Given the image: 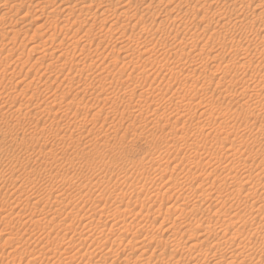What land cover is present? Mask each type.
Listing matches in <instances>:
<instances>
[{"label":"rangeland","instance_id":"obj_1","mask_svg":"<svg viewBox=\"0 0 264 264\" xmlns=\"http://www.w3.org/2000/svg\"><path fill=\"white\" fill-rule=\"evenodd\" d=\"M7 4L0 7V264H182L183 245L200 239L193 229L208 224L212 242L199 246L201 258L223 254L227 247L213 242L240 229L246 233L232 245L246 243V254L264 264V229L252 233L264 227V211L249 206L264 204V0ZM144 236L153 239L130 248L128 239Z\"/></svg>","mask_w":264,"mask_h":264},{"label":"bare ground","instance_id":"obj_2","mask_svg":"<svg viewBox=\"0 0 264 264\" xmlns=\"http://www.w3.org/2000/svg\"><path fill=\"white\" fill-rule=\"evenodd\" d=\"M9 0H2L1 1V4H0V7H4V6H8V4H7V2H8ZM19 1H21V0H19ZM101 1V0H100ZM143 1V0H142ZM183 1V0H182ZM201 1V0H200ZM200 1H198L197 0V3H199ZM206 1V0H205ZM208 1V0H207ZM225 1V0H224ZM232 1V0H231ZM247 1V0H246ZM252 1H254V0H252ZM36 2V1H35ZM181 2V1H180ZM38 3H39V1H38ZM98 3V2H97ZM100 3V2H99ZM130 3H131V1H130ZM79 4V3H78ZM101 4V3H100ZM121 4V3H120ZM206 4V3H205ZM209 4V3H208ZM234 4V3H233ZM61 5H62V3H61ZM122 5V4H121ZM120 5V6H121ZM129 5V4H128ZM127 5V6H128ZM248 5V4H247ZM33 6H39V5H37V3L36 4H34ZM104 6V5H103ZM151 6V5H150ZM206 6V5H205ZM208 6H210V5H208ZM207 6V7H208ZM67 7V6H66ZM69 7V6H68ZM98 7H99V5H98ZM102 7V6H101ZM193 7H197V6H193ZM192 7V8H193ZM201 7V6H200ZM247 7V6H246ZM256 7V6H255ZM32 8V7H31ZM65 8V7H64ZM82 7H80V9H81ZM114 8H116V7H114ZM254 8V7H253ZM62 9H63V7H62ZM61 8H56V10H58V11H60V10H62ZM67 10H68V8H66ZM69 9H71V7L69 8ZM188 9H190V8H188ZM204 9H207V8H204ZM3 10H5V11H7L8 9L6 8V9H3ZM55 10V11H56ZM64 10V9H63ZM102 10H104V9H102ZM115 10V9H114ZM147 10V9H146ZM193 10V9H192ZM194 10H195V8H194ZM27 11V10H26ZM25 11V12H26ZM28 11H30V10H28ZM58 11H57V13H58ZM71 11V10H70ZM74 11V10H73ZM81 11H82V9H81ZM107 11H109V10H107ZM107 11H99L100 12V14L99 15H101L102 17L105 15V14H107L106 12ZM122 11V12H121ZM128 10H127V8L123 5V6H121L120 7V12H121V14L123 13H125L126 14V12H127ZM140 11V10H139ZM187 11V10H186ZM190 11H191V9H190ZM190 11H188V12H190ZM196 11V10H195ZM208 11H209V9H208ZM35 12V11H34ZM61 12H63V11H61ZM86 12H88V11H86ZM91 12V11H90ZM114 12V11H113ZM187 12V13H188ZM204 12H207V11H204ZM221 12V11H220ZM159 13V12H158ZM196 13H198L197 11H196ZM203 13V12H202ZM7 14V13H6ZM54 14V13H53ZM59 14V13H58ZM83 14H85V13H83ZM112 14V13H111ZM115 14V13H114ZM216 14V13H215ZM13 15V14H12ZM12 15H10L12 18H13V16ZM25 15V14H24ZM56 15V14H55ZM93 15V14H92ZM109 14H107V16H108ZM116 15V14H115ZM118 15H120V14H118ZM170 15V14H169ZM199 15V14H198ZM204 15H206V13L204 14ZM209 15V14H208ZM223 15H225V14H223ZM223 15H220V16H223ZM4 16V15H3ZM2 16V17H3ZM84 16V15H83ZM91 15H89V17H90ZM168 16V15H167ZM192 16H193V13H192ZM195 16V15H194ZM193 16V18H195ZM213 16V15H212ZM211 16V17H212ZM215 16H217V15H215ZM1 17V16H0ZM9 17V16H8ZM16 17V16H15ZM132 17V16H131ZM201 17H202V15H201ZM225 17V16H224ZM228 17H231V16H228ZM234 18H235V16H233ZM5 18V17H4ZM24 18V17H23ZM40 18V17H39ZM38 18V19H39ZM91 18V17H90ZM93 18H95V17H93ZM98 18H99V16H98ZM140 18V17H139ZM178 18V17H177ZM200 18V17H199ZM205 18V17H204ZM34 19V18H33ZM96 19V18H95ZM102 20V23H103V21H104V19H106L105 17L104 18H101ZM110 19V18H109ZM198 19V18H197ZM206 19V18H205ZM211 19V18H210ZM219 19V18H218ZM225 19V18H224ZM131 20V19H130ZM165 20V19H164ZM183 20V19H182ZM213 20V19H212ZM4 21V20H3ZM32 21V20H31ZM115 21V20H114ZM122 21V20H121ZM124 21V20H123ZM128 21V20H127ZM176 21V20H175ZM175 21H173V22H175ZM199 21H200V19H199ZM228 21V20H227ZM16 22H18V20H16ZM76 22V21H75ZM85 22V21H84ZM84 22H81V23H84ZM95 22V21H94ZM93 22V23H94ZM105 22V21H104ZM135 22V21H134ZM144 22V21H143ZM153 22V21H152ZM206 22H207V20H206ZM217 22H218V20H217ZM229 22V21H228ZM13 23H15V22H13ZM99 23V22H98ZM181 23V22H180ZM8 24H10V22H8L6 25H8ZM30 24H31V22H30ZM29 24V25H30ZM173 24V23H172ZM184 24V23H183ZM183 24L181 25V26H183ZM222 24H223V22H222ZM221 24V25H222ZM252 24V23H251ZM100 25H101V23H100ZM207 25V24H206ZM206 25H205V27H206ZM234 25H235V23H234ZM234 25H233V27H234ZM70 26V25H69ZM151 26V25H150ZM185 26V25H184ZM236 26H237V24H236ZM235 26V27H236ZM251 26V25H250ZM38 27V26H37ZM90 27V26H89ZM110 27V26H109ZM144 27H146V26H144ZM157 27V26H156ZM252 27V26H251ZM98 28V27H97ZM222 28H224V27H222ZM78 29V28H77ZM76 29V30H77ZM89 29V28H88ZM91 29V28H90ZM143 29V28H142ZM177 29V28H176ZM182 29V28H181ZM11 30V29H10ZM10 30L8 29V32H10ZM186 30V29H185ZM6 31V30H5ZM12 31V30H11ZM14 31V30H13ZM60 31V30H59ZM65 31V30H64ZM7 31L6 32H4V33H8ZM57 32V31H56ZM4 33H2V34H4ZM14 33H16V32H13V34L12 35H14ZM170 33V32H169ZM168 33V34H169ZM87 34V33H86ZM149 34V33H148ZM210 34V33H209ZM6 35H8V34H6ZM10 35V34H9ZM11 35V36H12ZM176 35V34H175ZM177 35H178V33H177ZM3 36V35H2ZM2 36H0V38L2 37ZM17 36V35H16ZM65 36V35H64ZM86 36V35H85ZM160 36V35H159ZM226 36V35H225ZM4 37V36H3ZM2 37V38H3ZM101 37V36H100ZM115 37H117V36H115ZM171 37V36H170ZM174 37V36H173ZM223 37V36H222ZM227 37V36H226ZM1 38V39H2ZM11 38H14V37H11ZM103 38V37H102ZM131 38V37H130ZM230 38V37H229ZM62 39V38H61ZM224 39H226V38H224ZM117 40V39H116ZM133 40V39H132ZM151 40V39H150ZM161 40V39H160ZM227 40V39H226ZM248 40V37L246 38V41ZM250 40V39H249ZM2 41V40H1ZM10 42H11V40H9ZM63 42V41H62ZM244 42V41H243ZM7 43V42H6ZM5 43V44H6ZM140 43V42H139ZM248 43V42H247ZM88 44V43H87ZM40 45V44H39ZM44 45V44H43ZM136 45V44H135ZM5 46V45H4ZM42 46V45H41ZM51 46V45H50ZM78 46V45H77ZM170 47V46H169ZM2 48V47H1ZM45 48V47H44ZM125 48V47H124ZM183 48V47H182ZM96 50V49H95ZM127 50V49H126ZM180 50H181V48H180ZM234 50V49H233ZM74 51V50H73ZM195 51H197V50H195ZM12 52V51H11ZM113 52V51H112ZM181 52V51H180ZM119 53V52H118ZM176 53V52H175ZM234 53V52H233ZM113 54V53H112ZM161 54V53H160ZM176 54H178V53H176ZM187 54V53H186ZM8 55H9V53H8ZM188 55H190L189 53H188ZM193 55V54H192ZM7 56V55H6ZM170 56V55H169ZM182 56V55H181ZM86 57V56H85ZM173 57H176V56H173ZM257 57V56H256ZM104 59V58H103ZM241 59V58H240ZM68 60H70V59H68ZM91 60V59H90ZM71 61H73V60H71ZM79 61V60H78ZM130 61V60H129ZM126 62V61H125ZM136 62V61H135ZM71 63V62H70ZM73 63H75V62H72V64ZM169 63V62H168ZM71 64V65H72ZM173 64V63H172ZM51 65V64H50ZM233 65V64H232ZM64 66V65H63ZM74 66V65H73ZM78 66V65H77ZM165 67V66H164ZM163 67V68H164ZM171 67V66H170ZM218 67V66H217ZM15 68V67H14ZM96 68V67H95ZM143 68V67H142ZM82 69V68H81ZM123 69V68H122ZM161 68H159V70H160ZM167 70H168V68H166ZM169 69H171V68H169ZM214 69V68H213ZM68 70V69H67ZM142 70V69H141ZM162 70V69H161ZM164 70V69H163ZM173 70V69H172ZM6 71V70H5ZM84 71H86V70H84ZM88 71V70H87ZM123 71V70H122ZM169 71V70H168ZM212 71H214V70H212ZM82 72V71H81ZM167 72V71H166ZM88 73V72H87ZM136 73V72H135ZM170 74H171V72H170ZM66 75H67V72H66ZM129 75V74H128ZM144 75V74H143ZM169 75V74H168ZM191 75V74H190ZM4 76V75H3ZM65 76V75H64ZM133 77V76H132ZM233 77V76H232ZM14 78V77H13ZM73 78V77H72ZM187 78V77H186ZM234 78V77H233ZM71 79V78H70ZM103 79H105V77L103 78ZM9 80H10V78H9ZM126 80V79H125ZM230 80V79H229ZM232 80V79H231ZM231 80H230V82H231ZM101 81H103V80H101ZM131 82V81H130ZM185 82V81H184ZM229 82V81H228ZM260 83H262V82H260ZM67 84V83H66ZM70 84H71V82H70ZM123 84V83H122ZM115 85V84H114ZM259 85V84H258ZM262 85H263V83H262ZM119 86V85H118ZM252 86H254V85H252ZM134 87V86H133ZM137 87V86H136ZM261 87V86H260ZM263 87V86H262ZM84 88V87H83ZM131 88V87H130ZM245 88V87H244ZM118 89V88H117ZM197 89V88H196ZM247 89H248V87H247ZM254 89V88H253ZM255 89H257V88H255ZM68 91V90H67ZM133 91V90H132ZM141 91V90H140ZM241 91V90H240ZM251 91H254V90H251ZM23 92V91H22ZM25 92V91H24ZM76 92V91H75ZM239 92V91H238ZM242 92H245V91H242ZM247 92V91H246ZM59 93V92H58ZM129 93H131V92H129ZM233 94V93H232ZM248 94V93H247ZM257 94V93H256ZM132 95V94H131ZM156 95V94H155ZM238 95V94H237ZM243 95H244V93H243ZM249 95V94H248ZM251 95V94H250ZM236 96V95H235ZM246 96V95H245ZM54 97V96H53ZM140 97V96H139ZM242 97V96H241ZM250 97V96H249ZM49 98V97H48ZM145 98V97H144ZM239 98V97H238ZM254 98V97H253ZM257 98V97H256ZM105 100V99H104ZM189 100V99H188ZM192 100V99H191ZM194 100V99H193ZM192 100V101H193ZM264 101V100H263ZM186 102H184V104H185ZM189 103V102H188ZM240 104V103H239ZM245 104H247V102L245 103ZM249 104V103H248ZM176 106V105H175ZM199 106V105H198ZM81 107V106H80ZM176 107H178V106H176ZM190 107V106H189ZM200 107V106H199ZM249 107V106H248ZM32 108V107H31ZM196 108V107H195ZM251 108V107H250ZM228 109V108H227ZM252 109V108H251ZM251 109H249V110H251ZM255 109V108H254ZM56 111V110H55ZM188 111V110H187ZM190 111V110H189ZM58 112V111H57ZM200 112V111H199ZM225 112V111H224ZM242 112V111H241ZM247 112V111H246ZM251 112V111H250ZM47 113V112H46ZM52 113V112H51ZM55 113V112H54ZM64 113V112H63ZM65 113H67L66 111H65ZM159 113V112H158ZM211 113V112H210ZM243 113H245V112H243ZM181 114V113H180ZM246 114H248V113H246ZM16 115V114H15ZM55 116V115H54ZM246 116V115H245ZM249 116H250V118H251V115L249 114ZM3 117V116H2ZM246 117H248V115L246 116ZM245 117V118H246ZM258 117V116H257ZM69 118V117H68ZM168 118V117H167ZM249 118V117H248ZM66 119V118H65ZM253 119H255V118H253ZM257 119V118H256ZM184 121V120H183ZM28 122V121H27ZM167 122V121H166ZM256 122V121H255ZM219 123V122H218ZM55 125V124H54ZM257 125V124H256ZM246 126V125H245ZM248 126H250V125H248ZM254 126V125H253ZM200 127V126H199ZM247 127V126H246ZM245 127V128H246ZM260 127V126H259ZM18 128V127H17ZM71 132V131H70ZM177 132V131H176ZM70 135V134H69ZM256 136V135H255ZM244 137V136H243ZM257 137H255V139H256ZM43 140V139H42ZM256 142V141H255ZM252 143H254V142H252ZM207 144V143H206ZM221 144V143H220ZM211 146V145H210ZM52 148V147H51ZM255 150V149H254ZM54 152V151H53ZM176 152V151H175ZM230 152H232V151H230ZM229 152V153H230ZM234 152V151H233ZM232 152V153H233ZM65 153V152H64ZM200 153V152H199ZM235 153V152H234ZM61 154V153H60ZM255 154V153H254ZM229 155H231V154H229ZM236 155H237V153H236ZM245 155V154H244ZM60 156V155H59ZM237 157V156H236ZM249 157V156H248ZM233 158H235V157H233ZM253 158V157H252ZM238 159H239V157H238ZM69 160V159H68ZM188 160H190V159H188ZM218 160H220V159H218ZM233 160V159H232ZM152 161V160H151ZM161 161V160H160ZM164 161V160H163ZM225 161V160H224ZM252 161V160H251ZM212 162V161H211ZM214 162V161H213ZM219 162V161H218ZM243 162V161H242ZM220 163V162H219ZM234 163V162H233ZM236 163V162H235ZM241 163V162H240ZM238 164V162H237V164L238 165H241V164ZM243 163H245V161L243 162ZM166 164V163H165ZM193 164V163H192ZM250 164V163H249ZM246 165V164H245ZM190 166V165H189ZM234 166V165H233ZM243 166H244V164H243ZM73 167V166H72ZM195 167V166H194ZM227 167V166H226ZM231 167V166H230ZM235 168H236V166H234ZM242 167V166H241ZM223 169V168H222ZM233 169V168H232ZM221 170V169H220ZM224 170V169H223ZM226 171H227V168L225 169ZM238 170V169H237ZM162 171V170H161ZM203 171V170H202ZM232 171V170H231ZM236 171V170H235ZM257 171V170H256ZM204 172V171H203ZM233 172V171H232ZM142 173V172H141ZM243 173V172H242ZM252 173V172H251ZM225 174H226V172H225ZM227 174H231L232 175V173H227ZM234 174V173H233ZM235 174H237V172L235 173ZM253 174V173H252ZM35 175V174H34ZM239 175V174H238ZM247 175H248V173H247ZM249 175H251V174H249ZM222 176V175H221ZM226 176V175H225ZM224 176V177H225ZM235 176V175H234ZM240 176V175H239ZM249 177V176H248ZM248 177L245 179V181L248 179ZM256 177H257V175H256ZM195 178V177H194ZM228 178V177H227ZM233 178V177H232ZM240 178V177H239ZM254 178V177H253ZM250 179V178H249ZM122 180V179H121ZM234 179H232V181H233ZM22 181V180H21ZM235 181V180H234ZM238 181H240V180H238ZM244 181V182H245ZM252 181V180H251ZM13 182V181H12ZM241 183H243V180H241L240 181ZM226 183V182H225ZM232 183H234V182H232ZM257 183V182H256ZM32 184H34V182L32 183ZM214 184V183H213ZM221 184V183H220ZM236 184H237V181H236ZM247 184H249L248 182H247ZM246 184V185H247ZM252 184V183H251ZM21 185V184H20ZM5 186V185H4ZM11 186V185H10ZM15 186H17V185H15ZM19 186V185H18ZM249 186V185H248ZM23 187V186H22ZM7 188V187H6ZM12 188V187H11ZM24 188V187H23ZM239 188V187H238ZM1 189V188H0ZM3 189V188H2ZM215 189V188H214ZM240 189V188H239ZM250 189V188H249ZM251 189H252V187H251ZM9 190V189H8ZM147 190V189H146ZM242 190V189H241ZM5 191V190H4ZM21 191V190H20ZM239 191V190H238ZM11 192V191H10ZM205 192V191H204ZM246 192H249V191H246ZM4 193V192H3ZM139 193V192H138ZM206 193V192H205ZM205 193H204V196H206L205 195ZM137 194V193H136ZM142 194V193H141ZM241 194V193H240ZM245 194H247V193H245ZM254 194V193H253ZM252 194V195H253ZM138 195V194H137ZM194 195V194H193ZM250 195V194H249ZM252 195H251V197H252ZM120 196V195H119ZM201 196V195H200ZM208 196V195H207ZM217 196V195H216ZM194 197V196H193ZM197 197H199V196H197ZM202 197V196H201ZM208 197H210V196H208ZM208 197H204V199H206V198H208ZM178 198V197H177ZM188 198V197H187ZM253 198V197H252ZM176 199V198H175ZM198 199V198H197ZM216 199V198H215ZM186 200V199H185ZM184 200V201H185ZM255 200V199H254ZM263 200V199H262ZM261 200V201H262ZM196 201V200H195ZM210 201V200H209ZM208 201V202H209ZM253 201V200H252ZM251 201V202H252ZM181 202H182V200H181ZM180 202V203H181ZM250 202V203H251ZM121 203V202H120ZM183 203V202H182ZM249 203V202H248ZM264 203V202H263ZM126 204V203H125ZM155 204V203H154ZM172 204H173V202H172ZM185 204V203H184ZM252 204V203H251ZM260 204H262V203H260ZM18 205V204H17ZM34 205V204H33ZM182 205V204H181ZM128 206V205H127ZM186 206V205H185ZM211 206L213 207L214 205H212L211 204ZM216 206V205H215ZM249 206H250V211H251V208H252V210H254L255 209V207H259V209H258V211L260 212L262 209H263V211H264V204L263 205H260V206H257V201L256 202H254L252 205H250L249 204ZM5 207V206H4ZM24 207H26V206H24ZM23 207V208H24ZM89 207V206H88ZM187 207V209H188V206H186ZM221 207V206H220ZM219 207V208H220ZM120 208V207H119ZM118 207H117V209H118V211L120 210ZM129 208V207H128ZM192 208V207H191ZM210 208V207H209ZM246 208H248V207H246ZM116 209V210H117ZM123 209V208H122ZM121 209V210H122ZM190 209V208H189ZM208 208H206V210H207ZM212 209V208H211ZM210 209V210H211ZM221 209V208H220ZM191 210V209H190ZM190 210H188L187 212H189V213H191L190 212ZM199 210V209H198ZM197 210V211H198ZM205 210V209H204ZM215 210H217L218 211V209H215ZM230 210V209H229ZM129 211V210H128ZM180 211H182V209H180ZM186 211V210H185ZM194 211H196V210H194ZM220 211V210H219ZM237 211V210H236ZM235 211V212H236ZM257 211V208H256V212H258ZM32 212V211H31ZM116 212V211H115ZM120 212V211H119ZM122 212V211H121ZM121 212H120V216L122 217L123 216V213H122V215H121ZM193 212V211H192ZM203 211L201 210V214H203L202 213ZM209 213V211H206V213ZM215 214H217L218 212H215V211H213ZM223 212V211H222ZM227 212V211H226ZM258 212V213H259ZM18 213V212H17ZM21 213V212H20ZM112 214H113V212H111ZM117 213V212H116ZM195 213V212H194ZM213 213V214H214ZM253 213H255V212H253ZM252 213V214H253ZM48 214V213H47ZM103 214V213H102ZM158 214V213H157ZM221 214H223V213H221ZM255 214H257V213H255ZM19 215V214H18ZM79 215V214H78ZM125 215V214H124ZM218 215V214H217ZM228 215V214H227ZM232 215V214H231ZM234 215V214H233ZM232 215V216H233ZM37 216V215H36ZM155 216V215H154ZM201 216V215H200ZM226 216V214L224 215V216H222V218L223 217H225ZM253 216H254V214H253ZM252 216V217H253ZM75 217V216H74ZM110 217V216H109ZM118 217H119V213H118ZM118 217H116V218H118ZM249 217V216H248ZM111 218V217H110ZM114 218V217H113ZM123 218V217H122ZM150 218V217H149ZM178 218H180V217H178ZM251 218V217H250ZM67 219V218H66ZM76 219V218H75ZM90 219V218H89ZM98 219V218H97ZM100 219V218H99ZM115 219V218H114ZM124 219V218H123ZM132 219V218H131ZM134 219V218H133ZM144 219V218H143ZM220 219V218H219ZM218 219V217H217V220H219ZM226 219V218H225ZM229 219V218H228ZM231 219V218H230ZM229 219V220H230ZM239 219V218H238ZM246 219V218H245ZM244 219V220H245ZM248 219V218H247ZM251 219H255V218H251ZM250 219V220H251ZM259 219V218H258ZM210 220V219H209ZM227 220V219H226ZM260 220V219H259ZM71 221V220H70ZM78 221H79V219H78ZM88 221H90V220H88ZM107 221V220H106ZM225 221V220H224ZM231 221V220H230ZM73 222V221H72ZM104 222V221H103ZM122 222H123V220H122ZM121 222V223H122ZM130 222V221H129ZM154 222V221H153ZM200 222V221H199ZM211 222V221H210ZM215 222V221H214ZM229 222V221H228ZM243 222V221H242ZM246 222H248L247 220H246ZM254 222V221H253ZM20 223V222H19ZM22 223V222H21ZM70 223V222H69ZM74 223V222H73ZM85 223H87V222H85ZM101 223V222H100ZM99 223V224H100ZM186 223V222H185ZM196 223V222H195ZM217 223V222H216ZM223 223H225V222H223ZM7 224V223H6ZM84 224V223H83ZM95 224V223H94ZM98 224V225H99ZM120 224V223H119ZM118 224V225H119ZM140 224V223H139ZM221 224V223H220ZM219 224V222H218V226L220 225ZM226 225H228L227 223H225ZM224 224V225H225ZM250 224V226H251V223H249ZM263 224V223H262ZM39 225V224H38ZM42 225V224H41ZM89 225L91 226V224L89 223ZM96 226V228H98V227H100V226ZM101 225V224H100ZM115 225V224H114ZM113 225V226H114ZM117 225V226H118ZM130 225V224H129ZM136 225V224H135ZM135 225H133L134 227H135ZM144 225V221H143V224H142V227L143 228H145V227H147V226H143ZM147 225V224H146ZM189 225V224H188ZM191 225V224H190ZM190 225H189V227H190ZM209 225V224H208ZM207 225V226H208ZM222 225V224H221ZM245 225H247V224H243L242 223V226H245ZM5 226H8V225H5ZM105 224L102 226V227H104V229H105ZM112 226V225H111ZM116 226V225H115ZM127 226V225H126ZM132 226V225H131ZM130 226V227H131ZM186 226V225H185ZM193 225H191V227H192ZM203 226V225H202ZM207 226H203V227H206L205 229H201V228H194L193 230H196L197 231V234H198V238H200V239H198L197 241V243H191V244H189V245H187V244H184L183 245V248L185 249V250H187L186 252L188 253L186 256H185V254H184V256H181L180 254H182V253H180L179 254V259L183 262V261H185V262H183L182 264H189V262H192V263H194V264H219V263H221L222 261H223V259H225L224 260V262H225V264H257V245H256V247H254L253 245V247H247V249H250V253H251V251H255L256 253H254V254H256V255H254V256H252L251 254L253 253H251V254H249V253H247L246 254V251H245V246H246V243H244L243 244V246H241V244L240 243H238L237 245H232V241L233 240H237L238 238H241L242 237V235L244 234L245 235V233H243V232H241V230L239 229V232H235L234 234H232L231 235V232H230V237H229V239H225V241H223V242H220V240H216V242L214 241L213 242V244L212 245H216L217 246V249L218 248H220L221 247V245H225L224 246V248L225 247H227L226 248V250H225V252L223 253V254H221V253H219V255H220V257H219V255L217 256V253H216V251H215V254H214V256L213 255H211V259H208V257H207V259H206V257L204 256V258H201V257H203L202 255H201V253H199L198 254V248H199V246H200V248H201V246H202V244L204 245L205 243L207 244V242H209V241H211L212 242V240H210V238L208 237V234H209V232H211L212 230H208V228H207ZM228 226H230V225H228ZM258 226V225H257ZM108 227V226H107ZM119 227V226H118ZM121 227V226H120ZM138 227V226H137ZM136 227V228H137ZM190 227V228H191ZM221 227V226H220ZM223 227H225V226H223ZM254 227V226H253ZM253 227H251V228H253ZM67 228V227H66ZM90 228V227H89ZM89 228H87V229H89ZM94 228V227H93ZM110 228V227H109ZM113 228V227H112ZM122 228H124V227H122ZM132 228V227H131ZM186 228H187V226H186ZM222 228V227H221ZM264 229V227H263V225H259L258 226V228H254L255 229V231H252V233H258L257 232V230H261V229ZM42 229V228H41ZM107 229V228H106ZM113 229H115L116 230V228H113ZM125 229L127 230V228L125 227ZM124 229V230H125ZM130 229V228H129ZM141 229V228H140ZM262 229V230H263ZM70 230V229H69ZM76 230H77V228H76ZM90 230V229H89ZM89 230L87 231V233L89 232ZM97 230V229H96ZM125 230V231H126ZM139 230V229H138ZM143 230V229H142ZM192 230V229H191ZM208 230V231H207ZM228 230V229H227ZM31 231V230H30ZM71 231V230H70ZM81 231V230H80ZM79 231V233H81L82 234V232H80ZM92 231H93V229H92ZM92 231L90 232V233H92ZM105 231V230H104ZM104 231H102L101 233H103ZM120 231V230H119ZM118 231V232H119ZM188 231H190V230H188ZM224 231H225V229H224ZM230 231V230H229ZM228 231V232H229ZM234 231H236V229L234 230ZM243 231V230H242ZM2 232V231H1ZM85 232V231H84ZM111 232V231H110ZM116 232V231H115ZM115 232H114V234H115ZM121 233L123 232V231H120ZM138 232V231H137ZM178 232H180V231H178ZM183 232V231H182ZM185 232V231H184ZM190 232H192V231H190ZM202 232V233H201ZM226 232V231H225ZM3 233V232H2ZM86 233V232H85ZM90 233H88V234H90ZM96 233V232H95ZM94 233V234H95ZM98 233H100V232H98ZM107 233H108V231H107ZM126 233V232H125ZM129 233V232H128ZM187 233V232H186ZM194 233V232H193ZM223 233V232H222ZM227 233V232H226ZM3 234H6V233H3ZM72 234V233H71ZM75 234V233H74ZM113 234V235H114ZM118 234V233H117ZM117 234H115V235H117ZM124 234V233H123ZM242 234V235H241ZM249 234V233H248ZM251 234V233H250ZM264 234V233H263ZM83 235H84V233H83ZM96 235V234H95ZM110 235V234H109ZM108 235V236H109ZM143 235V234H142ZM141 235V236H142ZM225 235V234H224ZM78 236H79V234H78ZM78 236H76V238L78 237ZM88 236V238L89 237H95L94 235H93V233L92 234H90V235H87ZM124 236V235H123ZM136 236V235H135ZM140 236V235H139ZM149 236V235H148ZM152 236V235H151ZM223 236V235H222ZM246 236H249V235H246ZM253 236V235H252ZM83 237V239H84V237L85 236H82ZM106 237V236H105ZM112 237V236H111ZM116 237V236H115ZM125 237V236H124ZM124 237H122V238H124ZM133 237V236H132ZM145 237V236H144ZM146 237H147V233H146ZM143 238L141 241H137L136 243H134V240L135 239H128V241L129 240H132L131 242L133 243V245H131V243H130V241H129V243H130V248H132L135 244H136V246H135V249H134V247H133V249L134 250H139V248H142V247H144V245H145V241H149V243H150V240H152L153 238ZM189 237H190V233H189ZM225 237V236H224ZM224 237L223 238H221V239H224ZM263 237H264V235H263ZM97 238H99V237H97L96 236V239ZM127 238V237H126ZM131 238V237H130ZM136 238V237H135ZM155 238V237H154ZM227 238V237H226ZM243 238V237H242ZM248 238V237H247ZM247 238H246V240H247ZM78 239V238H77ZM76 239V240H77ZM101 239H102V237H101ZM114 239H116V240H118L117 238H114ZM120 240H121V238H119ZM220 239V238H219ZM62 240V239H61ZM125 239H122L120 242H122V241H124ZM127 240V239H126ZM139 240V239H138ZM159 240V239H158ZM170 240V239H169ZM238 240H240V239H238ZM248 240H250V236H249V239ZM252 241V240H251ZM58 242V241H57ZM68 242V241H67ZM77 242V241H76ZM78 242H79V240H78ZM80 242H82V241H80ZM80 242H79V244H80ZM91 242V241H90ZM95 242V241H94ZM93 242V243H94ZM99 242H101V241H99ZM99 242H97L98 244H99ZM115 242V241H114ZM234 242V241H233ZM240 242V241H239ZM84 243V242H83ZM92 243V244H93ZM97 243H95V244H93V245H95V249L97 248V250H99L100 248L99 247H97ZM178 243V242H177ZM243 243V242H242ZM250 243V242H249ZM256 243H257V241H256ZM264 243V242H263ZM262 243V244H263ZM82 244V243H81ZM85 244V243H84ZM104 244H106V243H104ZM117 243H115V245H116ZM157 244H160V243H157ZM175 245H177L176 243H174ZM71 245V244H70ZM110 245H111V243H110ZM112 245H114L113 243H112ZM119 245V243L117 244V247H119L118 246ZM173 245V244H172ZM212 245H210V247L212 246ZM259 245H261V244H259ZM178 246H182L181 245V242L178 244ZM248 246V245H247ZM71 247V246H70ZM81 247V246H80ZM113 247V246H112ZM111 247V248H112ZM174 247V246H173ZM213 247V246H212ZM215 247V246H214ZM259 247V246H258ZM261 247V246H260ZM14 248V247H13ZM79 248V247H78ZM89 248V247H88ZM146 248H147V246H146ZM156 248H158V247H156ZM182 248V247H181ZM224 248H222V249H224ZM26 249V248H25ZM31 249V248H30ZM43 249V248H42ZM64 249H65V247H64ZM94 249V250H95ZM102 249V248H101ZM123 249V248H122ZM145 249V248H144ZM261 249H263V248H261ZM39 250V249H38ZM114 250V249H113ZM128 250V249H127ZM143 250V249H142ZM140 251V252H143V251ZM154 250H156V249H154ZM183 250V249H182ZM10 251V250H9ZM15 251V250H14ZM25 251V250H24ZM53 251V250H52ZM65 251H66V249H65ZM109 251H110V249H109ZM126 251V250H125ZM20 251H18L17 253H19ZM41 252V251H40ZM56 252V251H55ZM95 252V251H94ZM104 252H106V250L104 251ZM103 252V253H104ZM114 252H116V251H114ZM124 252V251H123ZM175 252V251H174ZM174 252H171L172 254L174 253ZM218 252H219V250H218ZM263 252V251H262ZM6 253V252H5ZM9 253V252H8ZM42 253V252H41ZM89 253V252H88ZM102 253V254H103ZM111 253V252H110ZM113 253V252H112ZM153 255H154V253L153 252H151ZM35 254V253H34ZM53 254V253H52ZM106 254L108 255V253L106 252ZM131 254V253H130ZM139 254H142V253H139ZM158 254V253H157ZM156 254V255H157ZM172 254H170V255H172ZM178 254V253H177ZM176 254V255H177ZM260 254H262V253H260ZM264 254V253H263ZM14 255H17V254H15L14 253ZM24 255V254H23ZM38 255V254H37ZM45 255V254H44ZM92 255H93V253H92ZM100 255V254H99ZM112 255V254H111ZM113 255H116V254H113ZM127 255V254H126ZM143 255V254H142ZM142 255H138L140 258H141V256ZM150 255V254H149ZM206 255V254H205ZM21 256V255H20ZM76 256V255H75ZM74 256V257H75ZM93 256H95V254L93 255ZM105 255H103V257H104ZM110 256V255H109ZM108 256V257H109ZM127 256H129V255H127ZM135 256V255H134ZM155 256V255H154ZM216 256V258H213V257H215ZM7 257V256H6ZM19 257V256H18ZM37 257V256H36ZM49 257H50V255H49ZM73 257V256H72ZM71 257V258H72ZM99 257V256H98ZM102 257V258H103ZM106 257V256H105ZM104 257V258H105ZM113 257V256H112ZM137 257V256H136ZM147 257H148V255H147ZM156 257H158V256H156ZM169 257H171V256H169ZM173 257V256H172ZM260 257V256H259ZM3 258V257H2ZM5 258V257H4ZM7 258H12V257H7ZM69 258V257H68ZM89 258V257H88ZM124 258V257H123ZM122 258V259H123ZM129 258H130V256H129ZM135 258V257H134ZM173 258H176V257H173ZM43 259V258H42ZM48 259V258H47ZM58 259H59V257H58ZM65 259V258H64ZM128 258H124V260H127ZM156 259V258H155ZM256 259V260H255ZM263 259V258H262ZM18 260V259H17ZM49 260V259H48ZM70 260V259H69ZM101 261H103L104 259H100ZM116 260H118V259H116ZM134 260V259H133ZM161 260L162 259H160V261L159 262H161ZM166 260V259H165ZM3 261V260H2ZM16 261V260H15ZM22 261V260H21ZM44 261V260H43ZM90 261V260H89ZM94 261H95V258H94ZM93 261V262H94ZM101 261H99V262H101ZM112 261V260H111ZM110 261V262H111ZM187 261H189V262H187ZM20 262V261H19ZM41 262V261H40ZM97 262V261H96ZM104 262V261H103ZM117 262V261H116ZM125 262V261H124ZM177 262V261H176ZM175 262V263H176ZM219 262V263H218ZM3 263V262H2ZM1 263V264H2ZM51 263V262H50ZM114 263V262H113ZM120 263V262H119ZM164 262L162 261V264H163ZM261 263V261H259L258 262V264H260ZM17 264H19V263H17ZM39 264V263H38ZM42 264V263H41ZM66 264V263H65ZM73 264V263H72ZM94 264V263H93ZM98 264H100V263H98ZM168 264V263H167ZM262 264V263H261Z\"/></svg>","mask_w":264,"mask_h":264}]
</instances>
